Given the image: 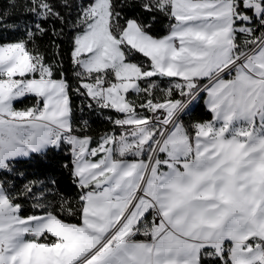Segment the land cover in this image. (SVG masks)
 Here are the masks:
<instances>
[{
  "label": "snow or ice",
  "instance_id": "6c2138e0",
  "mask_svg": "<svg viewBox=\"0 0 264 264\" xmlns=\"http://www.w3.org/2000/svg\"><path fill=\"white\" fill-rule=\"evenodd\" d=\"M26 7L33 27L0 43V172L67 146L79 192L57 207L77 222L37 181L0 183V264H264V0H124L166 17L162 37L93 0L71 25L78 87L35 43L43 23L67 21L51 0ZM73 93L115 113L95 147L87 121L73 127ZM202 94L211 118L186 126ZM21 197L38 211L22 215Z\"/></svg>",
  "mask_w": 264,
  "mask_h": 264
},
{
  "label": "trees",
  "instance_id": "16d2710c",
  "mask_svg": "<svg viewBox=\"0 0 264 264\" xmlns=\"http://www.w3.org/2000/svg\"><path fill=\"white\" fill-rule=\"evenodd\" d=\"M51 2L67 23L61 24L56 20L43 23L46 34L36 36L35 43L39 51L44 54L47 63L58 65L54 73L55 77L59 79L62 71L64 78L70 86L78 87V81L74 75L75 69L72 63L71 51L73 37L79 29L73 28L71 25L76 22L82 9L86 8L93 0H67L68 7L64 6V0H51ZM123 2L124 0H114L117 9L122 11L125 18L135 17L141 22L151 23L152 27L149 29V32L154 37H162L168 33L169 21L166 17L154 14L155 20H153L152 15L143 13L140 9L121 8L120 5ZM13 3L15 7L12 6ZM27 3L28 0H0V13H7V16L0 19V43L14 42L17 39L23 38L26 26L33 27L36 18L34 15L28 13ZM54 31L59 32L60 35H54ZM57 44L59 45L58 50L55 47ZM129 59L132 62H140L145 58L140 54H135L129 57ZM152 79L156 80L161 87L166 88L168 86L160 78ZM157 94L161 95L159 89H157ZM128 98L139 103V99L134 93H131ZM71 100L73 107V127H84L83 122L87 121L86 134L92 137V143L106 133L113 131V126L105 117L106 115H110L114 118L115 113L100 110L94 105L90 109L85 97L78 96L75 93L72 94ZM204 100L205 96L202 94L190 106L188 114L183 116V122L186 126L192 121L208 120L211 118V114L207 112ZM27 106H31V99L25 100L23 103L17 102L15 104L17 109H22ZM70 162L71 157L67 146L49 150L44 155H34L32 159L14 163L13 172H0V183L8 191L17 193L29 181H37V194L46 196L51 205L56 208V214L66 222L76 223L77 219L75 216L62 215L57 207L61 197L71 199L73 202L77 199L79 189L73 183ZM65 165L69 167H65ZM20 202L22 204V215L27 216L38 211L32 208L33 200L31 198L21 197ZM137 239L142 240L144 237H137Z\"/></svg>",
  "mask_w": 264,
  "mask_h": 264
},
{
  "label": "crops",
  "instance_id": "0c3cea01",
  "mask_svg": "<svg viewBox=\"0 0 264 264\" xmlns=\"http://www.w3.org/2000/svg\"><path fill=\"white\" fill-rule=\"evenodd\" d=\"M206 98V97H205ZM204 104H205V100H204ZM102 137V136H101ZM99 139H97L96 141H94L92 144H91V146L92 147H95L96 146V143H97V141H98Z\"/></svg>",
  "mask_w": 264,
  "mask_h": 264
},
{
  "label": "built area",
  "instance_id": "2783aa9c",
  "mask_svg": "<svg viewBox=\"0 0 264 264\" xmlns=\"http://www.w3.org/2000/svg\"><path fill=\"white\" fill-rule=\"evenodd\" d=\"M112 125V124H111ZM113 126V125H112ZM138 237H143V236H138Z\"/></svg>",
  "mask_w": 264,
  "mask_h": 264
}]
</instances>
